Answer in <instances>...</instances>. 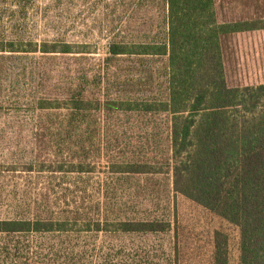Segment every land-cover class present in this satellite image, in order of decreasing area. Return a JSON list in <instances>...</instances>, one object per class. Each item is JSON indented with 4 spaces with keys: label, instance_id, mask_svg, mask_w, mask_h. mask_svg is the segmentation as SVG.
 Masks as SVG:
<instances>
[{
    "label": "trees",
    "instance_id": "obj_1",
    "mask_svg": "<svg viewBox=\"0 0 264 264\" xmlns=\"http://www.w3.org/2000/svg\"><path fill=\"white\" fill-rule=\"evenodd\" d=\"M121 1L130 34L113 32L92 59L88 43L12 33L36 1L0 0L13 25L0 16V116L27 129L24 148L0 163L15 180L0 264H81L83 246L69 238L166 232L164 264H264V84L230 87L223 50L230 36L264 31V19L219 22L215 0ZM122 120L138 123L141 140ZM102 160L113 184L151 203L161 195L148 182L165 176L171 219L119 211L109 190L84 208L81 178ZM56 186L68 194L54 197Z\"/></svg>",
    "mask_w": 264,
    "mask_h": 264
},
{
    "label": "rangeland",
    "instance_id": "obj_2",
    "mask_svg": "<svg viewBox=\"0 0 264 264\" xmlns=\"http://www.w3.org/2000/svg\"><path fill=\"white\" fill-rule=\"evenodd\" d=\"M10 2L12 0H9ZM35 5L28 10L27 20L24 23L14 22V26L6 24L10 11L6 5L0 7L5 26L12 27V33L24 40L52 41L57 36L72 43H88L91 45L92 59H98L105 52L106 43L111 35L118 34L123 30L119 21L125 19L126 12L121 0H35ZM216 12L219 22H236L264 19V0H215ZM151 13L142 12L141 15L149 17ZM154 13H152L153 15ZM156 15V14H154ZM115 28V29H114ZM130 29H125L122 35H129ZM6 29L0 33V39L5 36ZM7 35V34H6ZM224 63L226 79L230 87L257 86L264 84V31H256L245 34L230 36L224 40ZM95 63V62H92ZM161 66V63H156ZM23 81L22 79H20ZM144 83V82H143ZM144 88V85H143ZM12 93L11 99H15L16 91L9 88ZM4 109L3 111H6ZM162 125V122L158 120ZM114 123H111L112 125ZM119 128L132 140L133 136L137 141L141 140L139 125L135 121L122 120L118 123ZM116 123L114 126L117 125ZM27 129L19 123L5 122L0 116V163H7L11 153L24 148ZM123 142L122 140H120ZM120 143V142H119ZM117 152H121L122 145H119ZM108 166L104 160L100 161L96 173L90 176H82V184L78 192H83L86 203L84 208L90 205L91 197L100 198L99 192L109 190L112 196V203H119L121 210H126L133 217H158L170 220L169 206L167 199H164L163 192L167 185L166 177H156L148 184L161 197L155 201L138 199L136 187L126 188L121 184H113V177L107 175ZM0 175V219L12 216L5 204L9 187L14 182L10 175L3 172ZM71 180V179H69ZM45 181V182H44ZM66 181V180H65ZM74 181V180H73ZM107 186H103V182ZM58 182H54L58 185ZM61 182V180H60ZM99 182V183H98ZM143 181L140 182L142 184ZM57 183V184H56ZM147 184V186H148ZM102 185V186H101ZM140 186V185H139ZM39 188L47 187L46 180L38 181ZM32 188H35L34 186ZM56 188L53 190L60 195H67L68 192ZM72 191V188H70ZM156 193V194H157ZM6 195V196H5ZM80 195V194H79ZM5 196V197H4ZM88 201V202H87ZM62 201V206L66 207ZM70 203V202H69ZM109 203V202H108ZM117 204V205H119ZM171 210V209H170ZM118 211V210H117ZM81 238H69L72 242L78 241L83 246L79 255L81 264H164L171 254L172 233L166 232L158 235H117L110 237L106 235L83 234Z\"/></svg>",
    "mask_w": 264,
    "mask_h": 264
}]
</instances>
